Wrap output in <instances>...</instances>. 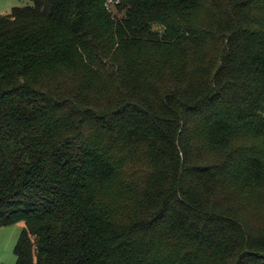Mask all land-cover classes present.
<instances>
[{
	"label": "trees",
	"instance_id": "trees-1",
	"mask_svg": "<svg viewBox=\"0 0 264 264\" xmlns=\"http://www.w3.org/2000/svg\"><path fill=\"white\" fill-rule=\"evenodd\" d=\"M105 2L0 15L15 264H264V0Z\"/></svg>",
	"mask_w": 264,
	"mask_h": 264
},
{
	"label": "rangeland",
	"instance_id": "rangeland-1",
	"mask_svg": "<svg viewBox=\"0 0 264 264\" xmlns=\"http://www.w3.org/2000/svg\"><path fill=\"white\" fill-rule=\"evenodd\" d=\"M29 3L30 0H0V15ZM23 227V222H17L0 228V264H15L14 246Z\"/></svg>",
	"mask_w": 264,
	"mask_h": 264
},
{
	"label": "built area",
	"instance_id": "built-area-1",
	"mask_svg": "<svg viewBox=\"0 0 264 264\" xmlns=\"http://www.w3.org/2000/svg\"><path fill=\"white\" fill-rule=\"evenodd\" d=\"M118 0H106L105 2V7L106 9L110 10L111 6L114 4V3H117Z\"/></svg>",
	"mask_w": 264,
	"mask_h": 264
}]
</instances>
